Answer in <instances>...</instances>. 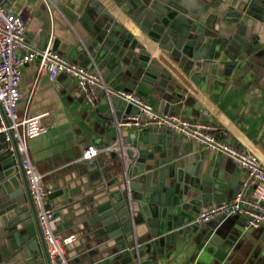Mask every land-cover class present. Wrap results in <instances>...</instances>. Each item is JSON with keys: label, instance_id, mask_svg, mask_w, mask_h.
<instances>
[{"label": "crops", "instance_id": "obj_1", "mask_svg": "<svg viewBox=\"0 0 264 264\" xmlns=\"http://www.w3.org/2000/svg\"><path fill=\"white\" fill-rule=\"evenodd\" d=\"M201 2L200 22L211 23L218 33L215 46L220 37H236L241 48L227 67L222 66L216 75L209 76L200 70L186 73L159 50L154 51L152 44L151 55L159 61L174 89L168 102L157 110H172L212 125L216 138L257 155L264 166V12H260L263 1ZM5 4L24 20L26 40L34 48L47 31L50 41L43 48L51 47L52 39L58 37L61 43L74 45L72 61L88 68L94 64L102 70L114 67L113 61L104 60L108 52L117 51V45L101 50V39L93 29L97 21L104 25L102 9L112 16L110 27L119 35L125 33L139 42H148L114 0H5ZM110 35L108 31L106 37ZM89 38L86 46L84 41ZM82 49H90L91 53L80 58ZM191 75L197 76V83L190 79ZM137 87L150 89L143 84ZM19 90V116L46 113L42 120L52 124L49 131L28 139L27 146L29 159L41 174V183L51 190L49 206L59 218L56 235L60 239L71 238L65 247L68 264H126V258L118 259L112 242L103 243L93 226L87 225V208L96 194L88 186L85 174L87 167H93L95 157L77 160L89 144L105 147L121 140L130 148L146 142L148 134L157 128L117 130L99 102L89 106L75 82L63 73L50 81L47 72L39 69L37 59L22 68ZM193 148L202 158L199 179L214 182L216 178L221 187L214 191L211 202L206 201L195 210L190 220L202 209L232 198L243 189L244 180L242 170L225 155L201 149L194 143ZM134 217L138 220L140 216L135 213ZM245 222L244 217L231 216L222 222L215 219L197 224L199 233L173 241L178 246L166 264H264V225L245 227ZM145 231L144 226L135 228L137 235ZM193 238L200 241L198 249ZM170 247L174 249L173 245ZM0 264H7L1 254Z\"/></svg>", "mask_w": 264, "mask_h": 264}, {"label": "water", "instance_id": "obj_2", "mask_svg": "<svg viewBox=\"0 0 264 264\" xmlns=\"http://www.w3.org/2000/svg\"><path fill=\"white\" fill-rule=\"evenodd\" d=\"M114 1L149 45L129 34L119 35L110 27L112 16L102 9L104 25L97 21L93 27L101 39L100 49L106 51L113 44L118 48L116 52H108L104 60L113 61V68L102 70L97 65L108 94L98 102L112 121L136 112V107L114 94L118 89H136L135 93L150 98L148 101L156 109L174 94L161 64L151 55L150 44L186 73L200 70L209 76L216 75L222 66L227 67L241 48L236 37H220L215 46L218 33L211 23L200 22L201 0ZM262 1L260 12H264ZM48 7L53 9L52 5ZM108 31L111 35L107 38ZM60 40L54 37L51 49L73 60L70 55L74 45ZM49 41L50 35L45 31L35 47L42 49ZM89 43L90 38L85 39L84 44ZM88 53L90 49H82L79 56ZM190 79L197 83L196 75ZM139 84L150 89L137 87ZM0 116L8 125L1 106ZM193 149V143L178 132L157 128L142 144L98 153L93 167L86 168L85 180L96 194L87 208V225L93 226L103 243L112 242L118 259L126 258V264H166L177 249V243L173 242L176 238L178 241L201 231L190 216L204 202H211L214 191L221 185L216 178L214 182L199 179L202 158ZM21 161L16 142L12 140L10 144L0 138V254L7 264H51ZM135 213L140 216L138 220ZM138 226L146 229L141 235L135 233ZM193 243L198 249L200 241L193 238Z\"/></svg>", "mask_w": 264, "mask_h": 264}, {"label": "built area", "instance_id": "obj_3", "mask_svg": "<svg viewBox=\"0 0 264 264\" xmlns=\"http://www.w3.org/2000/svg\"><path fill=\"white\" fill-rule=\"evenodd\" d=\"M36 59L39 69L47 72L50 81H55L62 73L69 76L89 106H95L103 95H108L96 64L88 68L75 63L53 51L49 45L42 49L34 48L26 40L22 17L15 14L5 4V0H0V106L9 121L5 125L0 116V136L10 144L12 140L16 142L22 160L21 168L28 182L51 264H68L65 247L71 238L60 239L56 235L59 218L49 206L51 190L41 183V174L29 159L27 146L28 139L49 131L52 124L42 120L46 113L31 117H20L18 114L21 71L26 64ZM114 94L136 107L135 113L113 120L117 130L121 127L169 129L178 132L201 149L225 155L242 170L243 189L238 190L229 200L202 209L192 218L193 223L201 224L215 219L223 221L231 216H241L245 218V227L257 228L264 225V166L257 155L216 138L212 125L173 112L157 110L134 91L118 89ZM115 149L123 150L121 140L105 147L89 144L77 161H89L100 152ZM246 191L249 192L248 195Z\"/></svg>", "mask_w": 264, "mask_h": 264}, {"label": "bare ground", "instance_id": "obj_4", "mask_svg": "<svg viewBox=\"0 0 264 264\" xmlns=\"http://www.w3.org/2000/svg\"><path fill=\"white\" fill-rule=\"evenodd\" d=\"M145 43H147V45H149V42H145ZM150 47H151V44H150Z\"/></svg>", "mask_w": 264, "mask_h": 264}]
</instances>
